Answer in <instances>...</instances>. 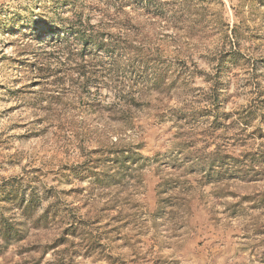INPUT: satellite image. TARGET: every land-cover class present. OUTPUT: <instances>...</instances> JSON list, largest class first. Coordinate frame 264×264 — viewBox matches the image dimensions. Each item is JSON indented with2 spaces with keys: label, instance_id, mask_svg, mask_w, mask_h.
Here are the masks:
<instances>
[{
  "label": "rangeland",
  "instance_id": "1",
  "mask_svg": "<svg viewBox=\"0 0 264 264\" xmlns=\"http://www.w3.org/2000/svg\"><path fill=\"white\" fill-rule=\"evenodd\" d=\"M83 5L0 0V264H264V0Z\"/></svg>",
  "mask_w": 264,
  "mask_h": 264
},
{
  "label": "trees",
  "instance_id": "2",
  "mask_svg": "<svg viewBox=\"0 0 264 264\" xmlns=\"http://www.w3.org/2000/svg\"><path fill=\"white\" fill-rule=\"evenodd\" d=\"M81 1L90 2L96 6L98 3H102L106 9H101L95 6L87 7L86 5H83L81 9L75 7V9L72 10V16L62 21L61 29L48 25L46 26L43 34L46 37L51 36L52 40H55V38L65 40L68 35H72L83 43L85 50L93 49L112 55L117 53L116 57H130L134 49L129 41L130 35L128 33V27L132 22V17L127 12V8L132 6L133 2L138 3L140 0H99L95 2L93 0ZM83 7H85V9H82ZM84 12L100 13L102 20L100 21L98 27L91 25L89 15H86ZM114 27L124 29L123 32H125V35L117 39L112 44H106L103 39V36H105V30L103 31L99 29H110ZM95 29H98L97 32H95ZM41 35L42 34L39 36ZM47 71L48 70L44 66H41L40 63L35 64V72H37V74L41 75Z\"/></svg>",
  "mask_w": 264,
  "mask_h": 264
}]
</instances>
